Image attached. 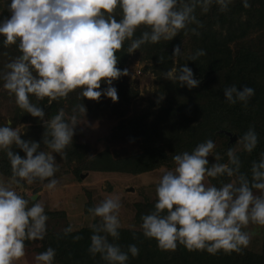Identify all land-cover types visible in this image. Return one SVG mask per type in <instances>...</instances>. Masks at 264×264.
Masks as SVG:
<instances>
[{"label":"clouds","instance_id":"obj_1","mask_svg":"<svg viewBox=\"0 0 264 264\" xmlns=\"http://www.w3.org/2000/svg\"><path fill=\"white\" fill-rule=\"evenodd\" d=\"M213 2L219 11L226 12L232 0H10L9 15L0 20V36L5 48L18 45L20 55L5 65L8 71L0 72V80L8 94L15 95L21 110L43 123L42 143L51 151L41 150L39 142L22 139L20 129L13 128L11 121L0 126V150L6 152L12 173L10 182L0 181V264H17L25 256L26 240H43L47 235L45 207L40 202L29 206L17 188L45 181L49 190L56 188L59 169L52 153L64 158L78 125L75 113H87L83 103L75 106L70 118L60 109L46 119L44 108L34 104L30 96L37 101L48 98L51 104L80 89V95L89 100L98 101L103 95L118 101L113 83L128 75L127 69L117 67V52L125 42H130L126 52L132 54L148 43L172 41L182 30L185 35L188 31L199 35L203 24L196 9L207 13ZM243 7H251L248 0H243ZM142 26L145 30L134 38ZM181 55V46L176 45L172 56ZM204 55L206 52L199 49L189 60L195 62ZM163 62L164 57H159V63ZM163 78L189 90L201 82L188 64L164 72ZM102 83L108 87L101 90ZM254 91L236 85L223 90L227 103L242 102L245 107ZM241 143L248 153L256 148L254 128H249ZM13 145L25 155L14 152ZM214 149L215 143L209 139L191 152L175 154L174 170L162 174L154 210L141 217L144 236L155 239L160 249L175 250L179 244L189 251L206 250L210 254L240 251L251 239L242 229L250 223L264 226V153L252 161L249 178L240 172V159L231 148L228 163H219L216 154L217 162L209 167ZM234 175L237 181L223 182L220 187L206 183V178ZM120 209L119 196H110L88 209L93 220L100 218L99 223L89 225L93 234L88 251L92 256L100 254L107 264H127L129 253L137 257L140 252L135 244L123 251L119 244L109 241V237H120ZM64 231L67 235L73 228ZM55 256L56 250L48 247L35 256V261L54 264Z\"/></svg>","mask_w":264,"mask_h":264},{"label":"trees","instance_id":"obj_2","mask_svg":"<svg viewBox=\"0 0 264 264\" xmlns=\"http://www.w3.org/2000/svg\"><path fill=\"white\" fill-rule=\"evenodd\" d=\"M2 2L0 20L9 15L10 0ZM248 2L251 7L244 8L243 0H232L226 12L219 11L215 2L207 13H202L198 7L195 14L203 24L198 28L199 35L191 31L185 35L182 30L172 41L143 45L139 50L145 53L158 80L157 109L122 119L114 127L113 134L117 138L135 143L137 148L133 152L122 155L119 151L113 154L105 149L89 162L84 159L80 168L139 174L173 163V155L191 152L209 139L216 142L224 137L227 141L229 137L225 132H230L237 139L228 147L222 143L223 146L214 151L221 153V160L228 163L227 151L238 141L242 147L235 152L241 162L240 172L250 178L252 161H258L264 153V0ZM143 30L142 26L134 38ZM129 43L126 41L124 48L117 52V67L121 70L131 56L126 52ZM176 45L181 46L179 57L172 56ZM199 49L206 55L190 61L189 57ZM161 56L163 63H159ZM186 64L194 78L201 81L198 87L189 90L187 86L180 87L178 82L163 78V73L174 65L179 70ZM113 85L122 101L133 96L124 76ZM231 85L241 90L245 86L255 90L246 107L242 102L235 105L226 102L223 90ZM249 128H254L258 136L257 146L251 153L244 151L241 143ZM156 202L138 204L136 219L142 222L141 217L151 213ZM64 230L49 232L43 240H26L25 244L40 243V253L52 247L56 250V264H107L100 254L92 256L88 251L93 234L89 226L67 235ZM119 232L118 240L109 237V241L119 244L123 251H127L130 244L140 250L137 257L129 253L127 264H264V243L261 253L241 249L210 254L206 250L189 251L179 244L175 250L165 251L158 247L155 239L146 238L142 229L120 228ZM75 236L81 239L74 240Z\"/></svg>","mask_w":264,"mask_h":264},{"label":"rangeland","instance_id":"obj_3","mask_svg":"<svg viewBox=\"0 0 264 264\" xmlns=\"http://www.w3.org/2000/svg\"><path fill=\"white\" fill-rule=\"evenodd\" d=\"M2 3L0 0V4ZM3 39L0 36V72L8 71L5 65L20 55L18 45L5 48L2 43ZM172 68H176L175 65ZM124 69L128 71V75L124 77L133 93V96L127 101H122L119 98L118 101L113 102L111 98L103 95L98 101L89 100L80 95V89L70 93L67 98L52 101L51 104H49L48 98L37 101L34 96H30V100L34 104L44 108L46 119L57 114L60 109L65 111L66 118H70L74 114L73 109L76 105L84 103L87 108V113L83 115L78 111L75 113L78 117V125L75 128L73 143L65 150L64 158L59 154L52 153L59 169L55 173V178L58 181L56 188L49 190L45 186L47 181L44 184L28 185L25 183L23 189L17 188L19 194L29 200V206L32 203L40 202L45 207V213L49 217L47 233L61 231L69 226L73 230H77L89 226L91 223H99L100 218L93 220L88 209L95 207L110 196H119L120 198L121 228L142 229V222L136 219L137 205L157 200L156 186L162 174L175 168L174 162L139 174L80 168L84 159L89 162L105 149H109L113 154L119 151L122 155L133 152L137 148L135 143L131 140L117 138L113 134L114 127L122 119L145 113L147 110L157 109L159 103L157 98L158 80L150 61L145 58V53L141 50L132 53L128 63L123 67ZM107 87V84L102 83L101 90ZM8 121H11L13 128L20 129L22 139L39 142L41 150L51 151L42 143L45 132L43 123L39 118L32 117L21 110L16 105L15 95L10 96L3 88V80H0V126H4ZM227 142L228 140L226 141L224 137L218 138L214 142L215 148L222 147V143L227 144ZM241 147L237 141L233 150H239ZM12 150L18 152L22 157L25 155L15 145ZM214 150L212 156H209V167L211 163L217 162L213 157L216 154L220 156L219 163L227 162V160L223 162L221 153ZM70 151L72 152L70 153ZM8 162L6 152L0 150V181L5 183L10 182L12 175L10 162L6 164ZM220 178L212 180L206 178V183L220 187L223 182L237 181L236 176ZM242 230L251 235L250 243L242 249L261 253L264 243V226L250 223L247 228ZM38 253H40V243L25 244V256L17 264H36L35 256Z\"/></svg>","mask_w":264,"mask_h":264},{"label":"water","instance_id":"obj_4","mask_svg":"<svg viewBox=\"0 0 264 264\" xmlns=\"http://www.w3.org/2000/svg\"><path fill=\"white\" fill-rule=\"evenodd\" d=\"M226 135L229 137L228 142H227V147L232 143L234 140L237 139V136L235 134H231L230 132H225Z\"/></svg>","mask_w":264,"mask_h":264}]
</instances>
